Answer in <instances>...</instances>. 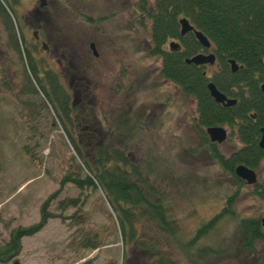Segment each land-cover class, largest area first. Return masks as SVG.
<instances>
[{
	"label": "rangeland",
	"instance_id": "rangeland-1",
	"mask_svg": "<svg viewBox=\"0 0 264 264\" xmlns=\"http://www.w3.org/2000/svg\"><path fill=\"white\" fill-rule=\"evenodd\" d=\"M53 1L51 31L47 38L40 31L41 41L47 49L56 39L62 46L70 25L76 53L91 52L88 46L94 43L103 60L97 74H91V108L100 113V126L89 130L106 137L86 140L82 127L74 129L79 142L69 137L68 123L60 120L39 87L46 85L41 64L51 57L34 42L29 26L34 0L0 3V248L11 231L36 224L48 200L44 225L23 237L18 254L0 264H154L151 256L175 264H260L264 245L256 241L244 246L239 222L264 221V200L253 187L237 185L212 160L207 140H200L194 128L195 101L160 78V57L150 55L151 22L146 15L154 0ZM11 34L18 51L10 44ZM27 56L39 78L36 82L30 77L31 84L25 77ZM122 81L126 88L114 91ZM27 83L31 92L24 90ZM145 109L153 114L152 122H147ZM226 132V140L215 146L224 159L240 147L236 136ZM98 144L102 151L121 150L138 167L137 179L129 181L142 186L139 193L148 203L134 209L131 230L121 229L122 214L111 208L94 179ZM254 172L264 187V162ZM74 177L82 182L89 177L94 187L78 188ZM155 194L170 213L175 236H163L166 225L161 221L156 227L143 219L159 204L150 198Z\"/></svg>",
	"mask_w": 264,
	"mask_h": 264
},
{
	"label": "trees",
	"instance_id": "trees-1",
	"mask_svg": "<svg viewBox=\"0 0 264 264\" xmlns=\"http://www.w3.org/2000/svg\"><path fill=\"white\" fill-rule=\"evenodd\" d=\"M17 0H2L9 6L15 4ZM2 6L0 5V11ZM146 12V11H145ZM180 19H185L198 32H200L210 44V49L215 56L218 65V73L202 75V67L186 65L184 59L190 58L201 52H205L191 33L184 36L179 34ZM150 24V55L160 57L161 64L159 76L162 80L177 86L186 96H190L195 101L196 131L198 132V112L199 126L210 127L223 122L230 123V112L238 116V107L221 109L209 97L206 85L212 83L221 91L230 80H234L236 86L242 87L246 78H249L250 96L258 99L257 82L253 77L264 80V0H154L151 12L149 13ZM12 47L17 48L14 36L9 38ZM168 42L178 43L179 49L171 51L165 49ZM27 56L28 70L25 73L27 81L30 77L36 82L39 78ZM232 60L238 66L237 72L231 74L228 61ZM26 84L24 90L31 92L32 87ZM31 84V83H30ZM48 85V84H47ZM44 95L45 101H49L59 110H63L66 116L68 103L63 92L53 93L51 85H39ZM48 89L49 94L46 92ZM253 100V101H254ZM68 123L67 117H64ZM255 127L249 126L248 134H241L240 139L244 147L229 159H222L211 153V158L217 161L221 167L232 168L233 163H243L246 167L253 169L257 163L264 159V151L257 147L258 133ZM77 154L76 144H72ZM111 151V150H110ZM211 151L213 149L211 148ZM95 160L96 169L94 176L109 202L111 208L123 209L121 217V229L125 227L131 230L132 220L130 214L136 203L141 200V196L131 198L136 192L130 188H125L130 182V178H136L134 174H127L123 170L125 167L135 168L125 158L122 151L112 149L102 151L101 146L96 145ZM79 157V155H78ZM111 167L112 169L108 168ZM109 169V170H108ZM90 172V170H89ZM71 181L79 188L82 184L87 187H94L93 180L89 177L82 182L77 177ZM264 199V192H261ZM74 201H70L73 205ZM48 207V200H45L40 207L39 221L28 228H17L9 234L8 242L0 248V263L14 258L20 250V240L23 237L36 233L45 222V209ZM218 217V216H217ZM216 218V217H215ZM214 220V218H213ZM212 222V220L210 221ZM243 231V244L248 246L256 241L264 245V235L259 233L258 222L255 220L240 221ZM199 232V231H198ZM86 241L84 244H87ZM89 243V242H88ZM91 243V242H90ZM90 248H96L90 244ZM146 251V249H144ZM156 264H174L170 260H157ZM264 264V259L260 262Z\"/></svg>",
	"mask_w": 264,
	"mask_h": 264
},
{
	"label": "flooded vegetation",
	"instance_id": "flooded-vegetation-1",
	"mask_svg": "<svg viewBox=\"0 0 264 264\" xmlns=\"http://www.w3.org/2000/svg\"><path fill=\"white\" fill-rule=\"evenodd\" d=\"M137 6L138 5H136L135 7ZM52 9H53V12H55V3L53 0H34L33 5L31 6V11H30L32 24H29V26L33 34L34 42L39 41L42 52L47 53V55L49 54L51 57L50 60H47L41 64L42 65L41 67L43 69L42 70L43 75H46V81H45L46 86L48 87V85H51L53 89L52 90L53 93H57L59 91L63 92V94L66 97L68 106H69L67 112H65L66 116L64 115L63 110H59L57 107H55V109L59 113L60 120L62 122H65L64 117H67L68 125L71 128V133L73 135L76 133V131L74 130L75 128L82 127L83 128L82 132L85 133L83 138L85 137L86 140L88 139L93 140L92 138H96L95 136L97 135L99 136V138L104 139L106 136H103V135L101 136L99 132L96 133L97 131H95V128L93 129L94 131L89 130V128H91L92 126H96V127L100 126V121H98L100 113H98L97 110L95 111L94 108H91L94 106V104L92 103L94 98L91 95L92 94L91 91H93L95 88L94 87L95 84H94L91 74H97V70L102 68L103 60L102 61L100 60V56L98 52L95 51L94 49V43H91V42L89 43V46H88L91 52H87L84 49H82L79 51V53H76L75 48H74V38H73L74 35L73 34L71 35V32L74 30V28L70 25H69L70 33H68L67 35L63 37L62 46L59 44L58 39H56L54 42V45L50 46L52 48L47 49L46 44L43 41H41V34H39V32L41 31L43 35L46 36V32L51 31L48 29V27H49V21L51 20L50 19L51 15L49 13H51ZM147 11L150 13L151 8L148 9ZM147 13L146 15L149 16V13L148 14ZM51 27L55 28L54 25H51ZM166 45L167 43L165 44V46ZM205 50H206L205 52H201L200 54L211 53L210 48L205 49ZM160 64H161V60H160ZM214 65L217 66V69L213 70L211 74H206V72L204 71V69L207 68L208 66H200L202 67V70H203L202 75H206L209 77L210 75L217 74L218 65L216 63V60L214 62ZM214 65L210 67H214ZM236 67L237 68L234 72L230 71L231 74H235L237 72L238 66ZM253 79L255 82H257V90H258V95H259L258 99H255V100H254V97L250 96L248 77L243 82L242 87H240V84L239 86H236L234 80H230L227 83L226 87H223L221 91L214 86L216 90L225 97V99L234 101V104L231 106H224V105L217 104L214 102L216 105H218L221 109H224V108L229 109L233 107H238V112H239L238 116L235 117L234 113L230 112V123L223 122V123L217 124L215 126H210V127L199 126L200 114L198 112V138L200 140L202 139L207 140L206 142L208 143L209 147L213 149L212 152L214 156H216V159L217 157L219 158H222V157L217 152V149L215 147L216 144H212L209 142V137L206 134V129L208 128H221L225 133V140L227 138L226 130H228L229 134L231 133L236 136L237 141L240 144V147L238 150H240L242 147H244V145L241 142L240 135L248 134L249 126L255 127L258 133V138H257V147H258V143L261 139L262 134L264 133V93L260 89V86L264 84V80L259 79L256 76H254ZM121 86H124V87L126 86L124 85L123 81L120 82V84L116 86L114 91H117L118 89H120ZM138 87L140 88L139 84H138ZM136 89L134 90L135 92H136ZM135 95L137 94L135 93ZM54 100H52V102H53V105L55 106ZM136 101H137V97H136ZM150 112L151 111H149L148 109L144 110V115L146 117L147 122H152L154 120L153 114H150ZM196 119H197V116L195 115V118H193V124H194L195 129H196V124H197ZM73 135H69V137L71 139H73L74 137L79 142L81 139L80 135L78 133L75 134V136ZM97 142L101 143V140ZM238 150H236L235 152H232L227 158L225 159L222 158V159L226 160V159L232 158V156L235 155L238 152ZM260 150L264 151L263 149H260ZM262 162H264V159H261L257 163V166L255 168H257L258 165ZM233 164L234 165L232 168L224 169L223 167H221V170L224 173L232 176L233 180L236 182L237 185L240 184L245 187H253L255 194L260 199L264 200L260 195L261 192H264V187L261 185H258V183L256 182V174L254 172L255 168L253 169L247 168L243 163H233ZM239 165L244 166L245 168L253 172L255 176L254 184L249 185L246 183L245 180L237 178L234 175V169L236 166H239ZM137 168L135 166V168H130V169L124 168L123 170H125L124 172L127 174H129V171H131L132 172L131 174H134L137 177V173H136V171H138ZM146 176L149 177L150 175L147 174ZM134 179H137V178H134ZM149 186L150 185L148 184L143 185L145 190L149 189L148 188ZM124 187L130 188L136 192L132 197H136L138 196V194L141 196L139 192L142 186L136 183H130ZM146 195L148 194L146 193ZM150 198L151 199L154 198V200L159 201V204L157 203L153 204L152 208L154 212L150 215L146 214L147 217L143 216V219L146 220L148 223L153 222V224L156 227H158L157 222L161 221L163 224L166 225V228H162L163 236L167 238L168 235L170 236L174 235L175 233L173 232V227L171 225L172 222L169 221L171 220L169 219L170 213L168 212V210H163V203H160L163 200H161L159 196L156 194L151 195ZM147 203H148L147 199L144 196H141V200H139V202L136 203V205L143 206L144 204H147ZM136 207L133 208V211L130 214L132 222L134 221L133 217H135L134 213L136 211L134 209H136ZM119 212L120 214H123L124 211L122 208H120ZM240 219L241 221L251 220V219L257 221L258 226H259V233L264 235L262 233V230L264 229V226L262 223L263 219H253V218H240ZM157 233H158V230H157ZM142 251H144V249ZM150 258H151V261L154 264H156L157 258H155L154 256H151ZM170 261L173 262V260H170Z\"/></svg>",
	"mask_w": 264,
	"mask_h": 264
},
{
	"label": "water",
	"instance_id": "water-1",
	"mask_svg": "<svg viewBox=\"0 0 264 264\" xmlns=\"http://www.w3.org/2000/svg\"><path fill=\"white\" fill-rule=\"evenodd\" d=\"M179 24V34L180 36H184L187 33H191L194 37V39L197 41V43L204 49H209L210 45L206 38L198 31H196L185 19H180L178 21ZM169 48L173 51L178 49V45L170 43ZM215 57L212 53H208L207 55H202V54H196L190 58L184 59V64L186 65H193V66H203V65H209L212 66L214 64ZM228 64L230 66V70L234 72L236 70V64L234 61L229 60ZM207 91L209 96L212 98V100L217 103L221 104L224 106H231L234 104V101L232 100H227L225 97L220 94L214 85L212 83H208L206 85ZM260 89L264 93V84L260 86ZM206 134L209 137V141L211 143H217L220 144L225 140V133L221 128H208L206 129ZM258 147L260 149L264 150V133L261 136V139L258 143ZM234 174L236 177L245 180L247 184H254L255 183V176L253 172L244 166H236L234 169ZM263 226H264V222Z\"/></svg>",
	"mask_w": 264,
	"mask_h": 264
}]
</instances>
